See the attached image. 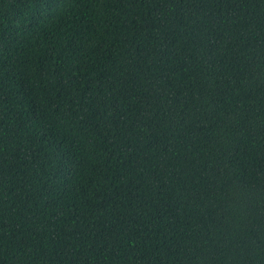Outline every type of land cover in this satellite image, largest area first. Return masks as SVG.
<instances>
[{"label": "trees", "instance_id": "1", "mask_svg": "<svg viewBox=\"0 0 264 264\" xmlns=\"http://www.w3.org/2000/svg\"><path fill=\"white\" fill-rule=\"evenodd\" d=\"M0 264H264V0H0Z\"/></svg>", "mask_w": 264, "mask_h": 264}]
</instances>
